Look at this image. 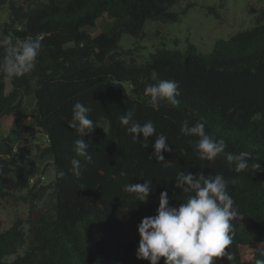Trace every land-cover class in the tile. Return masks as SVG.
<instances>
[{
	"label": "trees",
	"instance_id": "trees-1",
	"mask_svg": "<svg viewBox=\"0 0 264 264\" xmlns=\"http://www.w3.org/2000/svg\"><path fill=\"white\" fill-rule=\"evenodd\" d=\"M179 2L0 1L8 8L0 39L32 37L42 42L34 72L18 78L0 72V117L15 109L20 96L31 93L34 105L25 128L34 130V139L35 132L44 138L39 141L44 145L34 143V153L9 137L1 140L0 197L25 191L28 216L0 230V264H150L136 257L137 226L156 214L161 192H168L170 206L186 201L188 194L175 187L179 171L222 174L230 181L227 190L239 213L227 249L232 258H218L216 264L264 259L257 250L264 241V171L237 173L223 155L200 160L190 143L197 138L180 133L184 120L190 126L203 122L207 133L225 141L226 152H247L250 164L259 161L264 169V10L253 26L214 39L207 52L187 41L183 49L157 47L141 63L121 57L122 33L140 38L147 20L178 21L194 5L175 10ZM207 11L218 16L213 6ZM98 19L111 24L93 35L89 28ZM34 77L39 88L30 84ZM169 79L179 84V106L161 102L153 108L145 86ZM76 102L91 107L89 118L97 127L84 137L92 162L79 177L70 170L79 137L68 126ZM129 109H134V120H151L156 132L167 136L174 151L162 153L165 162L150 157L155 134L144 148L121 126L118 118ZM47 156L53 178L43 184L37 173ZM56 169L66 175L59 178ZM145 180H152L153 189L146 202L124 191L126 184ZM163 262L162 257L159 264Z\"/></svg>",
	"mask_w": 264,
	"mask_h": 264
},
{
	"label": "clouds",
	"instance_id": "clouds-1",
	"mask_svg": "<svg viewBox=\"0 0 264 264\" xmlns=\"http://www.w3.org/2000/svg\"><path fill=\"white\" fill-rule=\"evenodd\" d=\"M0 72L9 78L23 77L35 71L38 56L42 49L39 38L27 37L24 39L6 36L0 39ZM30 84L39 88L38 78H33ZM144 95L150 98L153 108L158 109L161 102L178 107L181 95L177 81L169 79L154 84H147ZM92 109L81 102H76L72 108V118L68 126L75 130L78 139L75 141L76 156L70 161L71 172L79 177L82 169L92 162L88 152L89 144L84 137L95 131L96 124L89 118ZM121 126L132 136L134 143L140 142L144 148L149 147V137L156 135L153 145L154 152L150 157L156 162H165L164 152L171 153L174 149L168 143V138L163 133H157L151 120L140 124L134 120V109H129L119 118ZM180 133L187 137H196L190 141L200 160L214 161L223 155L230 166L234 165L237 173L251 168L256 173L264 171L259 161L250 164L251 156L247 152L234 155L226 152L227 147L223 139H216L206 132L205 124L197 121L189 125L184 120ZM142 134L143 139H140ZM84 163L82 164L81 159ZM55 167V166H54ZM0 174H3V165L0 164ZM56 175L63 178L64 170L56 169ZM230 181L222 174L205 176L202 173L192 174L179 171L175 178V187L188 194L186 201L177 206H170L167 191L159 195L158 208L154 216L142 218L137 226L140 237L136 249L139 260H147L150 264H216V260L232 257L227 251L233 242L234 226L232 221L238 216L235 201L228 192ZM152 180H145L142 184H126L124 191L132 194L140 201L146 202L152 191ZM257 250L264 256V241H261ZM256 264H264V259H257Z\"/></svg>",
	"mask_w": 264,
	"mask_h": 264
},
{
	"label": "rangeland",
	"instance_id": "rangeland-1",
	"mask_svg": "<svg viewBox=\"0 0 264 264\" xmlns=\"http://www.w3.org/2000/svg\"><path fill=\"white\" fill-rule=\"evenodd\" d=\"M187 3L194 5L178 21L147 20L144 34L140 38L122 33L118 41L121 57L141 63L157 47L183 49L187 41L196 45L200 51L207 52L211 50L214 39L227 38L253 26L259 11L264 10V0H180L174 9L179 10ZM208 6H213L218 16L209 13ZM7 19L8 8L0 3V25ZM110 24L111 20L98 19L89 30L95 35ZM6 84V90L9 91L8 81ZM18 101L19 104L11 113L0 117V145L2 138L9 137L15 145L24 143L34 153V143L44 145V142H39L44 141L40 132H35L34 139V130L25 128L29 120L28 113L34 105V96L31 93L24 94ZM51 160L47 156L39 162L37 177L43 184L53 178ZM25 195V191H8V194L0 197V230L10 226L17 218L25 219L28 216Z\"/></svg>",
	"mask_w": 264,
	"mask_h": 264
}]
</instances>
